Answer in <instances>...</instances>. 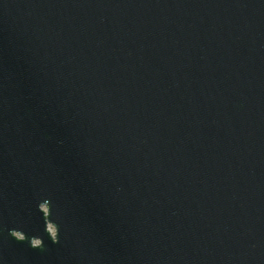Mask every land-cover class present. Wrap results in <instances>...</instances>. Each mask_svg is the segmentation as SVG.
<instances>
[{"label": "water", "instance_id": "1", "mask_svg": "<svg viewBox=\"0 0 264 264\" xmlns=\"http://www.w3.org/2000/svg\"><path fill=\"white\" fill-rule=\"evenodd\" d=\"M0 264H264V0H0Z\"/></svg>", "mask_w": 264, "mask_h": 264}, {"label": "clouds", "instance_id": "2", "mask_svg": "<svg viewBox=\"0 0 264 264\" xmlns=\"http://www.w3.org/2000/svg\"><path fill=\"white\" fill-rule=\"evenodd\" d=\"M47 205L46 210L44 209V205ZM38 210L43 214L44 220V228L47 234L49 235L51 241L56 243L59 241V226L54 220L51 218L53 215L52 207L50 199L45 198L41 202L38 203ZM52 226V230L49 229V226ZM10 235L17 239L18 241L29 240L30 246L33 248H42L44 247V240L39 235H33L28 237L23 230H19L17 228H12L9 230Z\"/></svg>", "mask_w": 264, "mask_h": 264}]
</instances>
